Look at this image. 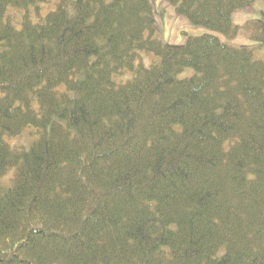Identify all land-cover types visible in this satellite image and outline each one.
I'll list each match as a JSON object with an SVG mask.
<instances>
[{
  "label": "trees",
  "instance_id": "trees-1",
  "mask_svg": "<svg viewBox=\"0 0 264 264\" xmlns=\"http://www.w3.org/2000/svg\"><path fill=\"white\" fill-rule=\"evenodd\" d=\"M48 1L0 0V264H264V61L209 34L163 42L150 0L6 21ZM164 1L264 46V19L232 23L255 0ZM28 128L29 150L5 141Z\"/></svg>",
  "mask_w": 264,
  "mask_h": 264
},
{
  "label": "rangeland",
  "instance_id": "rangeland-1",
  "mask_svg": "<svg viewBox=\"0 0 264 264\" xmlns=\"http://www.w3.org/2000/svg\"><path fill=\"white\" fill-rule=\"evenodd\" d=\"M61 0H49L45 4H38L28 7L27 10L9 8L6 13V21L10 22L15 28H21V21L24 15H28L33 23H39L52 11ZM74 2L75 0H69ZM111 2L112 0H106ZM155 17L156 36L163 42L170 45H183L186 38L197 37L201 35L217 36L223 43L232 47L248 48L252 51L253 59L256 61H264V46H259L254 42L249 33L243 28L238 34L232 38H225L217 32L211 31L203 27L190 25L185 19L178 17L172 7L164 0H150ZM69 12L72 14L73 9L70 6ZM264 19V0H255L252 4L243 7L236 11L232 16V23L235 26L242 27L250 21ZM158 59L152 54L138 52L136 65L141 64L145 67L157 62ZM197 72L191 68L183 69L177 74L178 79H188L197 76ZM133 77L131 72H125L121 76L115 77L117 84H124ZM36 135L32 128H28L22 137L5 138V141L11 147H23L29 150L30 144L35 140ZM14 176V170L9 169L4 176L1 177L0 183L2 187L7 188L10 185L11 179Z\"/></svg>",
  "mask_w": 264,
  "mask_h": 264
}]
</instances>
